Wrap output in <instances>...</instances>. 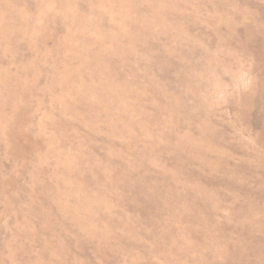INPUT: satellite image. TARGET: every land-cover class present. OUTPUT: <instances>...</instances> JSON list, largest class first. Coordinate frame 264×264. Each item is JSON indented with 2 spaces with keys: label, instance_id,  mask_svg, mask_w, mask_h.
Listing matches in <instances>:
<instances>
[{
  "label": "rangeland",
  "instance_id": "rangeland-1",
  "mask_svg": "<svg viewBox=\"0 0 264 264\" xmlns=\"http://www.w3.org/2000/svg\"><path fill=\"white\" fill-rule=\"evenodd\" d=\"M0 264H264V0H0Z\"/></svg>",
  "mask_w": 264,
  "mask_h": 264
}]
</instances>
